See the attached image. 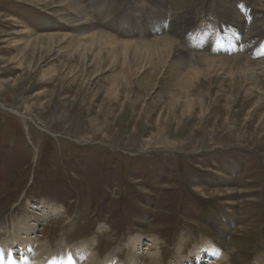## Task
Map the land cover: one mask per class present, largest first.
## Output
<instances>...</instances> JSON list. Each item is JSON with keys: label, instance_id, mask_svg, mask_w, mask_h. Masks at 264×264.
<instances>
[{"label": "rangeland", "instance_id": "374dc122", "mask_svg": "<svg viewBox=\"0 0 264 264\" xmlns=\"http://www.w3.org/2000/svg\"><path fill=\"white\" fill-rule=\"evenodd\" d=\"M256 24L264 0H0L4 262L22 261L25 220L28 264L80 242L99 264H264Z\"/></svg>", "mask_w": 264, "mask_h": 264}, {"label": "bare ground", "instance_id": "6f19581e", "mask_svg": "<svg viewBox=\"0 0 264 264\" xmlns=\"http://www.w3.org/2000/svg\"><path fill=\"white\" fill-rule=\"evenodd\" d=\"M154 1V0H153ZM160 2V1H159ZM163 2H164V0H163ZM162 4V3H161ZM235 18V20L236 21H238V19L236 18V17H234ZM182 27H183V24L180 22V16H178L177 18H175V23H174V25H173V30L176 32V31H178V30H180V29H182ZM252 31L254 32L253 33V35H250V36H246V41H245V43H249V42H251V41H254L256 38H257V36H259V35H261V34H263L264 33V29H263V27H261L259 24H256V25H252ZM186 29V28H185ZM221 29V28H220ZM236 30L237 31H239V32H241V29L240 30H238V28L236 27ZM177 33V32H176ZM237 34V33H236ZM252 34V33H251ZM93 37H96V38H98V39H100V40H111V41H118V42H121L122 43V41H119L118 39H116V38H114V37H111V36H109V35H107V34H104V33H101V32H95L93 35H92ZM227 38V37H226ZM161 41V43L162 44H166L167 42H169V43H171L172 44V48L174 49V45H176V42L175 41H171L170 39H167L166 37H164V38H161L160 39ZM235 40V39H234ZM123 42H125V41H123ZM127 42H125V44H126ZM227 44H229V45H231L229 42H227ZM176 49H181L182 50V52L185 54V55H188V53L186 52V50H184V49H182V48H179V47H177ZM193 56V55H192ZM193 63H192V65H191V67H192V69L194 70V71H198V66L201 64V63H203L204 65H205V67L207 66V67H209L208 65H207V62L209 61V58H206L204 55H196V56H193ZM237 58H239V56L237 55V57H234V59H237ZM237 62V61H236ZM186 64V63H185ZM260 67H261V69L262 70H264V60L263 61H261L260 62ZM195 72V73H196ZM185 73V72H184ZM189 77V76H188ZM190 78V77H189ZM184 82V81H183ZM19 225H16V228H15V233H16V236L10 241V244H14V243H16V242H18L20 245H21V248H23V250H24V255L27 253H29V251L30 252H33V250H34V247L32 248V244L33 243H31V241H30V239L31 238H29V240L28 239H26V238H23L20 234H22L23 235V232L25 233V234H27V233H29L31 230H33V228L32 227H30V225L29 224H27V221H25V220H21L19 223H18ZM32 237V236H31ZM134 242H135V240H133L132 241V244H134ZM7 245H8V243H7ZM25 245V247L28 249L29 248V251L27 252V249L26 248H24L23 246ZM94 247V242H80V243H78V244H76V246H74L72 249H70L69 250V252L67 253L68 254V256H66V257H62V258H60L59 256H58V259H56L55 260V262L53 263V262H50V260L52 259H48V258H50V256H49V254H47V252H42V250H40L39 248L37 249V253H36V258H34L35 260H34V262H33V264H71V260L70 259H68V257L69 256H71L72 257V255H74V257H77V258H82V259H84L85 261H87L88 262V264H99L97 261H96V254H95V252L94 251H92V248ZM132 249H130L129 250V252L131 251ZM10 252V250H9V247H7L5 244H0V264H6V261L4 262V260H6V259H8L10 256H9V253ZM206 254H208V256L209 257H214V259L215 258H221V259H223V255H222V253L220 254L217 250H215V249H213V250H208V251H206ZM24 255H23V257H22V261H17V260H14L13 259V261H12V259H11V262H10V264H28V261H26L27 260V258L25 259L24 258ZM52 256V255H51ZM200 256H201V254H200ZM35 257V256H34ZM2 258V259H1ZM98 258V257H97ZM140 257H138L137 255H136V253L135 252H130V255H129V257H128V260L124 263H118L119 261H118V259H116L117 261H113V262H111L110 264H137L136 262H138V259H139ZM24 259H25V261H24ZM58 263H57V262ZM152 262L151 263H153V264H159V260L157 259V256H154L153 258H152V260H151ZM107 262H108V260H107ZM8 264V263H7Z\"/></svg>", "mask_w": 264, "mask_h": 264}, {"label": "crops", "instance_id": "0c3cea01", "mask_svg": "<svg viewBox=\"0 0 264 264\" xmlns=\"http://www.w3.org/2000/svg\"><path fill=\"white\" fill-rule=\"evenodd\" d=\"M217 7H218V6H217ZM216 11H217V12H214V11H212V12H214L215 15H219V14H221L220 10L218 11V9H217Z\"/></svg>", "mask_w": 264, "mask_h": 264}]
</instances>
